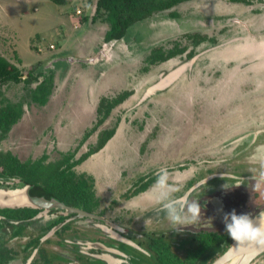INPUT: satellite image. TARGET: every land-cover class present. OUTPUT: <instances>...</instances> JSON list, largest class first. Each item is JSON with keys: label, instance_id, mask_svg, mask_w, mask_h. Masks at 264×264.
<instances>
[{"label": "rangeland", "instance_id": "1", "mask_svg": "<svg viewBox=\"0 0 264 264\" xmlns=\"http://www.w3.org/2000/svg\"><path fill=\"white\" fill-rule=\"evenodd\" d=\"M76 6L82 10L80 16L74 11L82 23L77 29L70 16ZM173 9L177 16L170 10L155 13L132 25L123 39L103 41L100 49L105 45L108 50L102 60L84 63L71 58L91 51L107 29L105 22L91 21L95 0H0V53L23 72L41 61L54 77L45 104L34 98L36 82L0 84V107L11 104L20 111L0 150L22 161L45 155L44 163L56 166L64 155L72 160L98 147L115 128L103 146L74 167L94 180L99 204L92 213L118 225L135 243L134 238L163 234L185 256L197 232L225 230V213L235 210L254 217L264 210V0H187ZM194 33L215 42L195 45L187 36ZM175 45L185 50L148 62L153 48L166 53ZM193 57L171 84L148 94ZM124 90L131 91L129 96L97 125L101 97ZM161 169L168 173L167 185L179 189L171 198L190 193L189 201L198 200V223L172 229L162 210L158 179L147 190L125 196L140 178ZM43 221L29 223L19 236H12L17 221L1 230L17 251L8 264H44L40 245L49 264H72L67 262L71 258H61L64 253L72 254L74 264H87L61 243L67 237L105 240L131 254V264H155L149 253L141 256L103 233L96 226L101 222L90 217H77L62 235L50 231L49 240L40 241L36 251L24 248L32 235H39ZM249 264H264V251Z\"/></svg>", "mask_w": 264, "mask_h": 264}, {"label": "trees", "instance_id": "2", "mask_svg": "<svg viewBox=\"0 0 264 264\" xmlns=\"http://www.w3.org/2000/svg\"><path fill=\"white\" fill-rule=\"evenodd\" d=\"M52 1L59 4H69L73 0ZM184 1L187 0H95V10L91 16V21L94 23L103 21L107 24L104 34L105 42L121 40L132 25L153 16L155 13L170 10L171 15L177 16L178 12L173 8ZM231 1L249 2V0ZM187 36L193 40L195 45L207 40L215 42L214 37H208L204 34L194 33ZM184 50V47L175 45L165 53L162 47H155L147 57V60L150 63H155L158 60H165L178 55ZM189 54H194V51H190ZM11 81L25 82L26 84L36 82V93L34 95L36 97L34 98L42 104L48 101L54 86L53 74H47L42 69L41 61L36 66L23 72L19 66L0 53V84ZM130 93V90H124L115 96H102L97 107L96 124L102 123L110 115L111 110L123 102ZM39 94L40 97L37 96ZM19 117L20 111L15 105L7 104L0 107V141L8 136L12 126ZM114 132L115 128L110 129L107 135L101 139L98 147L89 149L79 158L71 160L72 155H64L56 166L52 163H44L45 155L36 161H22L9 150H0V184H2V179L18 180L22 184H29L31 186L30 193L33 195H44L48 198L57 197L68 205L93 212L99 204L95 194L94 180L93 178L77 174L74 167L103 146ZM157 179L158 173L140 178L127 191L125 196L131 198L147 190ZM40 210V208L26 205H0V264H8L17 255V251L2 237L1 230H5V226H12L14 223L11 221L13 220L17 221V229L12 233V236L22 235L27 225ZM66 218V215H60L46 227H43L41 232L38 233L39 235L31 236L27 246L34 247L39 244L40 237L47 230ZM69 227V224L62 225L56 231V235L64 234ZM47 241L45 240V242ZM232 242L233 240L226 230L200 231L194 235V244L187 248L185 256H181L172 248V244L165 235L152 234L147 235L140 244L145 251L136 249V252L144 257H148L149 253L150 256H153L155 264H210L216 257L226 251ZM39 250L45 256L44 264H49L48 255L43 253V251L46 252L45 249L42 247Z\"/></svg>", "mask_w": 264, "mask_h": 264}, {"label": "clouds", "instance_id": "3", "mask_svg": "<svg viewBox=\"0 0 264 264\" xmlns=\"http://www.w3.org/2000/svg\"><path fill=\"white\" fill-rule=\"evenodd\" d=\"M167 177V171L161 169L158 173L157 186L160 189L162 210L166 213L172 229L180 230L181 226L198 223L201 219V206L198 200L189 201L187 195L190 193L179 199L171 198V193L179 191V189L170 188L167 185ZM222 178L225 179V176ZM206 183L207 179L202 182V185ZM224 187L231 186L226 184ZM223 223L227 234L235 242L234 245H231V251L235 252L249 246L264 248V211L253 217L249 214L238 215L233 210L224 214ZM236 260L239 261L240 257L237 256Z\"/></svg>", "mask_w": 264, "mask_h": 264}, {"label": "water", "instance_id": "4", "mask_svg": "<svg viewBox=\"0 0 264 264\" xmlns=\"http://www.w3.org/2000/svg\"><path fill=\"white\" fill-rule=\"evenodd\" d=\"M105 47L100 52V55L97 54L91 58L79 59V60H81L84 63H95L98 60L102 59V56L105 55V53L107 52V48H105ZM194 59H195V57H193L189 63L182 64L181 66L176 68L174 71L170 72L166 77L162 78L155 85L151 86L148 89V94L152 93L156 89L166 87L170 83V81H172L173 79L175 80L179 76V74L187 67V65L191 64V62ZM30 187L31 186L29 184H26L24 186V188H22V189L0 188V202L4 206H25L26 205V206L41 208L46 212L52 208H61V209H64L67 213H76L78 216H81V217H90V218L102 219L105 222V226L108 228V230H112L114 233H116V235H112L110 233L113 238L118 239V240L120 239L121 241L122 240L126 241V242L131 243L132 245L140 248V246L137 245L135 242H133L131 239H129L128 237H125L124 235L121 234L120 231L122 229L119 226L110 222L107 219H104V217L99 216L95 213L89 212V211L82 209V208L67 205L66 203H64L63 201L58 199L57 197L48 198L44 195H33L30 193ZM46 237H47V235H45L41 239V241H43ZM86 242H88L89 244H92L93 247L98 248V249H113L114 251L116 250L114 247L107 246V245H105V243L100 242V241L88 240ZM234 244H235V242L233 241L231 243V245H234ZM231 245L227 248L226 251H224L221 255L216 257L210 264H223L224 262H226L230 258L239 256L242 254L245 255L248 252H251L254 249H256V247L249 246V247H245V248H242V249H239V250L233 252L230 250ZM36 249H35V251H36ZM116 251H118L121 254H124L122 251H119V250H116ZM32 256L29 257V259L27 261L28 263L31 261ZM97 256L100 258H103L104 254L100 253ZM256 256L257 255L250 257L249 260H247L246 262H244L242 264H249Z\"/></svg>", "mask_w": 264, "mask_h": 264}, {"label": "flooded vegetation", "instance_id": "5", "mask_svg": "<svg viewBox=\"0 0 264 264\" xmlns=\"http://www.w3.org/2000/svg\"><path fill=\"white\" fill-rule=\"evenodd\" d=\"M1 182H2V184H0V188H5V187H7L8 189H14V188H17V189H22V188H24V186L26 185V184H22V183H20L18 180H14V179H7V180H5V179H2L1 180ZM16 186V187H15ZM0 204L2 205V203L0 202ZM68 205V204H67ZM41 209V208H40ZM54 212H57V214H55ZM50 214V215H49ZM60 215H66L67 216V218L64 220V221H62V222H59L58 224H56L55 226H53L51 229H49V230H47L45 233H44V235H42L41 237H40V240H39V243H40V241H41V239L47 234V233H49L50 231H53L55 234H56V231L62 226V225H65V224H71L70 222L71 221H75V219L77 218V217H81V216H78L76 213H67L64 209H61V208H52V209H50V210H48L47 212L46 211H44L43 209H41L37 214H36V216L32 219V221L30 222V223H32V222H35V221H40L41 219H43V220H45V221H43L44 222V225H41L40 227H39V232H41V229L43 228V227H46L49 223H51L53 220H55V219H57ZM98 215V214H97ZM99 216H101V215H99ZM103 217V216H102ZM92 219H96V218H92ZM104 219H106V218H104ZM96 220H98V221H100L101 223H97V227H99V229L103 232V233H105V232H107V233H110L109 232V230H107V229H105L103 226H105V222L102 220V219H96ZM108 220V219H107ZM87 225H89V227H92L93 229L95 228V226H92V225H90L91 223H86ZM28 226V225H27ZM118 226V225H117ZM117 230V229H116ZM38 232V233H39ZM121 232V234L123 235V232H122V230L120 231ZM127 234H125L124 236L125 237H129V235L128 236H126ZM110 237H112V235L110 234L109 235ZM137 236V235H136ZM31 238V237H30ZM29 238V239H30ZM113 238V237H112ZM45 240H49V238L48 237H46L45 239H44V242H45ZM88 240H91V241H100V242H103V243H105V245H107V246H112V247H114L116 250H119V251H122V250H120L121 248L117 245H114L113 246V244L112 243H107L105 240H101V239H89V238H87V239H77V238H75L74 239V237L73 238H69V237H67V238H63V241L61 242V243H63V245H65L66 247H68L69 248V250H71L72 251V253H74V255H75V257H80V258H82V256L84 257V258H86V261H88V263L87 264H97V263H95V261L96 262H98V264H113V263H115V264H131L132 263V255L131 254H129V253H126V252H123L124 254H121V253H119L118 251H114L113 249H98V248H95V247H93V245L92 244H89L88 242H86V241H88ZM134 240H136V243H137V245H139L140 246V248L139 247H136V246H134V245H132V244H127V242L126 243H124V241H121L123 244H126V245H128L129 247H131L133 250L134 249H139V250H141V251H145V249L140 245L142 242H143V239H135L134 238ZM29 241V240H28ZM28 241H27V243H26V245L24 246V248H26V249H29V248H31L30 246H27V244H28ZM38 245L39 244H37L36 246H34L32 249H33V251L36 249V248H38ZM41 246V245H40ZM40 246H39V248H38V250L40 249ZM133 247H136V248H133ZM120 248V249H119ZM45 251L47 252V250H46V248H45ZM100 253H102V254H104V257L103 258H100V257H98L97 255L98 254H100ZM119 253V254H118ZM77 254V255H76ZM72 254H67V253H64V256L65 257H61L62 259H70L71 258V260L72 261H69V260H67V262L68 263H72V264H74L73 263V261H75L74 260V258H73V256H71ZM114 258V259H117V258H122V261L120 262H118V261H115L114 262V260H110V258ZM49 258V257H48ZM50 260V259H49ZM52 260V259H51ZM52 262H54V261H52ZM59 264V263H58Z\"/></svg>", "mask_w": 264, "mask_h": 264}, {"label": "crops", "instance_id": "6", "mask_svg": "<svg viewBox=\"0 0 264 264\" xmlns=\"http://www.w3.org/2000/svg\"><path fill=\"white\" fill-rule=\"evenodd\" d=\"M77 8V6L74 8V10L70 13V16L72 17V25H73V27L74 28H79V26H81V22H80V19H79V16H77L76 14H75V9ZM94 23V22H93ZM105 32H106V30H105ZM105 32H104V34H105ZM104 34H103V37H102V39H100L98 42H95V44H94V47H93V49L91 50V51H89V52H86V53H84V54H81L80 55V57H77V58H71V60L72 59H76V60H78L79 58L80 59H87V58H91V57H93V56H95V55H97V54H99L100 55V52L103 50V48L105 47V45H103L102 46V48L100 49V46L102 45V43H103V41H104ZM105 48H107V50H108V47H105ZM104 57V55L102 56V58ZM56 61H60V59H55ZM62 60V59H61ZM100 60H102V59H100ZM99 61V60H98ZM32 67V66H31ZM30 67V68H31ZM51 95V94H50ZM50 97V96H49ZM49 100V99H48ZM110 260H114V262L115 261H122V258H117V259H114L113 257L112 258H110ZM113 264H115V263H113Z\"/></svg>", "mask_w": 264, "mask_h": 264}, {"label": "bare ground", "instance_id": "7", "mask_svg": "<svg viewBox=\"0 0 264 264\" xmlns=\"http://www.w3.org/2000/svg\"><path fill=\"white\" fill-rule=\"evenodd\" d=\"M174 80V79H173ZM173 80L172 81H170V83L169 84H171L172 82H173ZM168 84V85H169ZM155 85V84H154ZM167 85V86H168ZM264 211V210H263ZM259 214H257V215H255L254 217H256V216H258ZM111 233V232H110ZM264 251V248H256V249H254L253 251H251V252H248L247 254H242V255H239V257H240V260L239 261H237L236 260V257H233V258H230L229 260H227L226 262H224L223 264H242V263H244V262H246L247 260H249V258L250 257H252V256H255V255H258L259 253H262Z\"/></svg>", "mask_w": 264, "mask_h": 264}, {"label": "built area", "instance_id": "8", "mask_svg": "<svg viewBox=\"0 0 264 264\" xmlns=\"http://www.w3.org/2000/svg\"><path fill=\"white\" fill-rule=\"evenodd\" d=\"M75 12H76V14H77V13H81L82 10H81L80 8H76V9H75ZM77 15L80 16V14H77ZM49 47H50V48H55V45H54L53 43H51V44L49 45ZM40 49H41V48H40Z\"/></svg>", "mask_w": 264, "mask_h": 264}]
</instances>
